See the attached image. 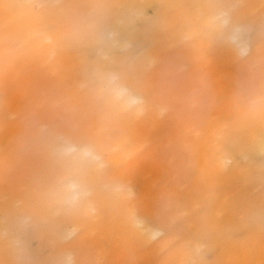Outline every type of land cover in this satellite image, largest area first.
Listing matches in <instances>:
<instances>
[{"label":"bare ground","instance_id":"1","mask_svg":"<svg viewBox=\"0 0 264 264\" xmlns=\"http://www.w3.org/2000/svg\"><path fill=\"white\" fill-rule=\"evenodd\" d=\"M0 264H264V0H0Z\"/></svg>","mask_w":264,"mask_h":264}]
</instances>
